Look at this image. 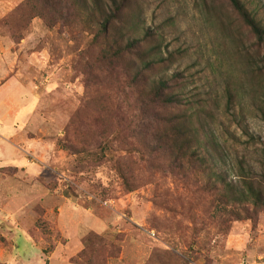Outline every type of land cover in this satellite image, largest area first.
Instances as JSON below:
<instances>
[{
    "label": "rangeland",
    "instance_id": "374dc122",
    "mask_svg": "<svg viewBox=\"0 0 264 264\" xmlns=\"http://www.w3.org/2000/svg\"><path fill=\"white\" fill-rule=\"evenodd\" d=\"M22 1L0 0V116L7 115L0 123L21 132L19 140L1 135L0 148L21 146L30 167H4L0 159V264H77L72 259L91 230L121 246L107 264H149L158 249L185 264H264V213L256 223L235 221L227 235L196 233L181 212L183 189L169 172L127 192L112 161L92 163L58 142L89 97L84 38L77 42L62 25L49 28L34 18L16 40L25 29L12 34L1 20ZM256 1L264 19V0ZM142 18L163 31L169 51L182 53L172 56L168 73H181L186 93L214 109L216 140L228 147L222 164L248 152L244 143L230 144L242 132L225 113L228 86L246 125L264 140L248 81L252 38L231 6L225 0H147ZM158 199L177 210L156 205Z\"/></svg>",
    "mask_w": 264,
    "mask_h": 264
},
{
    "label": "trees",
    "instance_id": "16d2710c",
    "mask_svg": "<svg viewBox=\"0 0 264 264\" xmlns=\"http://www.w3.org/2000/svg\"><path fill=\"white\" fill-rule=\"evenodd\" d=\"M146 1L23 0L1 23L12 34L25 29L18 41L34 18L49 28L62 25L77 42L84 38L81 62L89 97L74 113L72 128L58 141L65 149L92 163L112 161L127 192L157 182L156 173L169 172L183 189L181 212L194 223L196 233L227 235L235 221L256 223L264 213V140L246 125L237 96L228 86L225 113L242 132L241 137L234 133L230 144L244 143L248 152L228 167L222 164L228 147L216 140L212 129L215 111L186 93L187 80L181 73H168L172 56L182 53L168 50L163 31L147 27L142 18ZM225 1L252 38L248 81L255 110L264 120L260 5L256 0ZM156 202L177 210L160 199ZM40 223L45 227L44 221ZM120 252L118 243L91 230L72 261L107 264ZM184 262L171 250L158 249L149 264Z\"/></svg>",
    "mask_w": 264,
    "mask_h": 264
},
{
    "label": "crops",
    "instance_id": "0c3cea01",
    "mask_svg": "<svg viewBox=\"0 0 264 264\" xmlns=\"http://www.w3.org/2000/svg\"><path fill=\"white\" fill-rule=\"evenodd\" d=\"M2 90H3V86L0 87V92H2ZM1 118H2V120L4 118L7 119V115H6V117H5V115L2 116ZM9 129H10L9 125L6 123V121H2L0 123V137H1V135H2V137L6 135V136L12 137L13 139L19 140V136H20L21 132L18 131L17 127L15 126L14 130H9ZM14 141H16V140H14ZM12 147L13 146L7 147L4 149L0 148V150H1L0 159H2L6 165L4 167H14V168H18V169H20V168L29 169L30 168V167H28L29 163H27L25 154H24L21 146H16V147L14 146L13 148ZM17 147H20V148L17 149ZM4 167H2V168H4Z\"/></svg>",
    "mask_w": 264,
    "mask_h": 264
}]
</instances>
